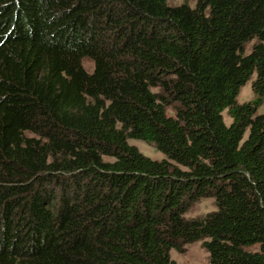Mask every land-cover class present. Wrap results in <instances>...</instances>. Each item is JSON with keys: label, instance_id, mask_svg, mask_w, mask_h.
Masks as SVG:
<instances>
[{"label": "trees", "instance_id": "1", "mask_svg": "<svg viewBox=\"0 0 264 264\" xmlns=\"http://www.w3.org/2000/svg\"><path fill=\"white\" fill-rule=\"evenodd\" d=\"M263 101L264 0H0V264H264Z\"/></svg>", "mask_w": 264, "mask_h": 264}, {"label": "rangeland", "instance_id": "2", "mask_svg": "<svg viewBox=\"0 0 264 264\" xmlns=\"http://www.w3.org/2000/svg\"><path fill=\"white\" fill-rule=\"evenodd\" d=\"M170 4L177 5L185 2L186 0H168ZM189 4L194 6L196 0H188ZM253 42L249 43L247 50L249 51L252 48ZM85 67L89 70H93V62L86 58L84 60ZM256 76V75H255ZM254 76V77H255ZM253 77V78H254ZM253 79L249 80L242 88L239 94V102H247L252 100L255 95L253 92ZM170 113H174L172 109L169 110ZM264 112V101L261 107L258 110V113ZM224 118L227 123L231 121V118L228 116L227 111L224 112ZM130 144H133L139 148L141 152L153 159H163L164 154L152 143H149L140 139H130ZM216 210L215 199L212 197L201 198L197 202L193 203L186 216L187 217H201L207 214L208 212ZM178 248H173L171 250V257L175 260L176 264H211L210 263V254L203 245V240H198L192 243H179Z\"/></svg>", "mask_w": 264, "mask_h": 264}]
</instances>
